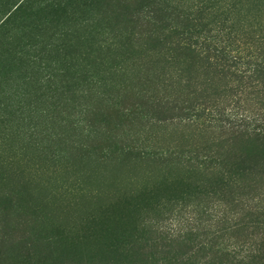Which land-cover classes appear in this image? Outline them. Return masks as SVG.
Instances as JSON below:
<instances>
[{
    "label": "rangeland",
    "instance_id": "1",
    "mask_svg": "<svg viewBox=\"0 0 264 264\" xmlns=\"http://www.w3.org/2000/svg\"><path fill=\"white\" fill-rule=\"evenodd\" d=\"M139 1L0 0V264H235L234 249L264 247V167L190 158L230 148L253 164L264 131L228 139L178 108L203 101L248 122L264 97L154 40ZM171 1L194 16L203 4L212 37L264 36V0Z\"/></svg>",
    "mask_w": 264,
    "mask_h": 264
},
{
    "label": "trees",
    "instance_id": "2",
    "mask_svg": "<svg viewBox=\"0 0 264 264\" xmlns=\"http://www.w3.org/2000/svg\"><path fill=\"white\" fill-rule=\"evenodd\" d=\"M207 1L199 0V3L201 4ZM138 4L140 6L139 13L143 16L141 20L154 26L152 30L155 35L154 40L162 39L164 43L169 44L172 46V49L181 54H186L191 57L202 55V58H206L208 64L217 68L219 72L227 77V82L237 85H229L227 91L234 93V90H239L241 91L240 93H243L247 90L251 94L257 93V95H261V98L264 97V49L261 50L264 47V42L261 41L264 39V36H260L257 39L250 38L252 40L250 44L248 42H239L240 44H236L235 41L239 38L237 35L226 39H223L220 36L221 34L212 37L208 34L211 29H205L201 24V20L204 19L203 13L206 9L203 4V9L196 13L197 16H194L189 10H184L183 6L171 0L152 1L148 3L143 0ZM217 7L213 4L209 6V8H212L211 10H215ZM135 17L137 20L140 18L138 15ZM220 30L224 29L220 28ZM63 35L66 34L64 33ZM203 103V101H196L187 103L186 105L181 104L178 108L185 110L189 114L187 116L182 111L185 117H193V120L203 118L205 121L207 119L210 121V125L213 122V126L219 127L222 131L221 134L227 136L228 139L256 131H264V115L260 118L244 122L240 116L239 118L236 117L237 113L233 110L226 112L224 108L218 109L215 105H205ZM138 105L143 108L141 111L154 113L155 110L153 107H158L160 103H154L149 95H143L140 96ZM123 108L111 107V111L117 118H122L125 115ZM88 125L90 127L93 126V124L90 125V122H88ZM87 130L91 131L89 127ZM134 148L131 146L126 151H132ZM152 153L155 154L154 151ZM190 158L195 162L205 164L204 167H212V170L215 167L223 168L229 166L232 168L231 170L238 172L235 171L237 168L242 171H249L254 168L264 167V159H260L251 164L252 161L249 157L234 153L230 148H214L209 151L206 150L200 155L195 154ZM230 183L236 182L230 180ZM206 245L215 252L218 251L223 255L229 253L227 250L223 251L224 246L218 242L217 238L207 240ZM263 251L264 247L255 246H245L238 250L234 249L231 255V262H235V264H264ZM191 260L190 254H185L174 257L171 264H190Z\"/></svg>",
    "mask_w": 264,
    "mask_h": 264
}]
</instances>
